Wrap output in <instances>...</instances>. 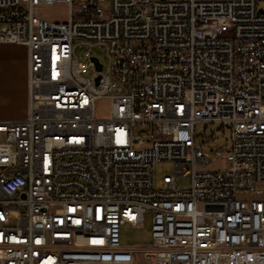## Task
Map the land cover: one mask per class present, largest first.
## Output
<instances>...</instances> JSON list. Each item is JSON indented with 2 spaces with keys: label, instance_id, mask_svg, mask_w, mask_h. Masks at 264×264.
Returning <instances> with one entry per match:
<instances>
[{
  "label": "built area",
  "instance_id": "2783aa9c",
  "mask_svg": "<svg viewBox=\"0 0 264 264\" xmlns=\"http://www.w3.org/2000/svg\"><path fill=\"white\" fill-rule=\"evenodd\" d=\"M57 3L64 20L37 11ZM0 23L27 49L0 264H264V0H0Z\"/></svg>",
  "mask_w": 264,
  "mask_h": 264
},
{
  "label": "rangeland",
  "instance_id": "374dc122",
  "mask_svg": "<svg viewBox=\"0 0 264 264\" xmlns=\"http://www.w3.org/2000/svg\"><path fill=\"white\" fill-rule=\"evenodd\" d=\"M73 2L74 4H76L77 0H73ZM260 5H262V3H260ZM37 11L39 14H43L55 20H64L67 17L66 6L62 3H57L52 6H41L37 9ZM1 27H2V24L0 23V29ZM85 50H86L85 46H82V45L76 46L75 55L79 61L86 63L88 61L84 55ZM92 53L98 56H101V51L97 48L92 49ZM8 54H9V59H10L14 72L19 73L22 70V67H24V60L27 58V50L22 46L14 45V46H11ZM91 73H92V70L88 68L87 71L84 72V76H88ZM20 102H21L20 96H18L16 99L13 98L11 102L7 104V108L10 111H6L5 116L1 118L12 117V113L18 110L17 106L19 107L22 106ZM26 104H27V96L25 100V106ZM102 105L103 104H101V106ZM202 127H203V124H197L196 126V129L199 132H201V134L203 132ZM208 127L210 129L214 126L209 125ZM207 132L208 131H206V133ZM220 165L221 163L218 160H213V162L211 163L212 167H219ZM172 174H174V164L172 162L160 161V162H156L153 165V180L156 186L159 185L160 180L162 179L164 175H172ZM180 181L185 182L186 179L181 178ZM149 241H150V232L148 229V222L146 223L144 228H140V229L132 228L128 224H125L121 227V243L122 244H126V245L135 244V243L144 244ZM134 264H151V262L147 259L145 260L139 257L137 261L136 260L134 261Z\"/></svg>",
  "mask_w": 264,
  "mask_h": 264
},
{
  "label": "crops",
  "instance_id": "0c3cea01",
  "mask_svg": "<svg viewBox=\"0 0 264 264\" xmlns=\"http://www.w3.org/2000/svg\"><path fill=\"white\" fill-rule=\"evenodd\" d=\"M14 45L22 46L26 49V47L21 44L0 42V118L5 116L6 111H10L7 108V104L18 96H20V104H22V106H17L18 110L13 112L10 118L22 117L26 113L27 58L24 60V67H22V70L19 73H15L8 54L11 46ZM139 257L141 256L137 255L135 260L137 261Z\"/></svg>",
  "mask_w": 264,
  "mask_h": 264
},
{
  "label": "water",
  "instance_id": "95a60500",
  "mask_svg": "<svg viewBox=\"0 0 264 264\" xmlns=\"http://www.w3.org/2000/svg\"><path fill=\"white\" fill-rule=\"evenodd\" d=\"M91 59L95 62L96 68L98 70H100L101 69V63L97 61L96 57H92Z\"/></svg>",
  "mask_w": 264,
  "mask_h": 264
}]
</instances>
